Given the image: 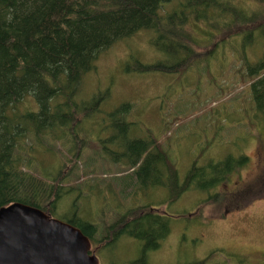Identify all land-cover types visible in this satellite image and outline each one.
Returning a JSON list of instances; mask_svg holds the SVG:
<instances>
[{
	"label": "rangeland",
	"instance_id": "374dc122",
	"mask_svg": "<svg viewBox=\"0 0 264 264\" xmlns=\"http://www.w3.org/2000/svg\"><path fill=\"white\" fill-rule=\"evenodd\" d=\"M240 5L249 13H259L254 21L242 26L234 23L230 31L223 27L209 41L206 33L215 31L200 23L195 35L198 44L190 41L192 53L171 74H138L131 66V62L144 64L164 56L150 44L152 31H138L102 51L77 88L79 101L99 94L103 98L94 114L81 118L79 127L86 131L80 134L86 137L87 146L77 162H66L72 153L63 139H47L44 149L34 152L50 174L68 172L63 181L66 194L56 203L52 217L62 221L75 217L94 224L97 232L91 250L99 264H123L138 258L142 243L129 235L113 238L104 246L105 227L136 204L164 201L169 195L155 180L150 181L149 189L137 190L136 167L126 161L112 163L99 151L100 140L111 133L106 115L125 102L131 104L126 117L134 123L131 134L143 130L151 133L170 154V164L180 178L204 146L210 148L197 161L199 165L209 159L247 156L245 165L235 168L216 189L228 193L225 203L206 199L200 204L202 193L195 190L176 201L159 204L156 211L170 215V232L157 249L147 254V263L192 264L211 255L204 264H264V127L247 120L251 80L245 66V62L264 60V6L255 0ZM165 6L164 11L170 10L174 1ZM245 30H254V43L242 39ZM215 41L225 43L224 51L216 50ZM228 43L233 47H227ZM257 119L262 120L259 116ZM37 161L33 164L38 170L42 164ZM127 182L130 185L125 187ZM184 211L200 214L201 219Z\"/></svg>",
	"mask_w": 264,
	"mask_h": 264
},
{
	"label": "trees",
	"instance_id": "16d2710c",
	"mask_svg": "<svg viewBox=\"0 0 264 264\" xmlns=\"http://www.w3.org/2000/svg\"><path fill=\"white\" fill-rule=\"evenodd\" d=\"M172 1L174 6L164 11L166 3ZM244 1L249 0H0V207L21 202L52 216L56 203L66 194L63 181L68 172L50 174L51 170L34 157V152L44 149L47 139H63L72 153L66 162H77L87 146L86 137L80 134L86 131L79 127L81 118L96 112L103 99L99 94L79 101L77 88L102 51L138 31H152L154 39L150 44L164 56L144 64L131 62V66L138 74H171L192 53L190 41L198 44L195 35L200 23L215 31L206 33L207 41L223 27L230 31L234 23L251 24L259 13L243 9L240 4ZM255 1L264 6V0ZM241 36L254 43V30H245ZM261 37L264 39V29ZM213 44L218 51L226 48L224 42ZM245 66L251 80L247 120L264 127V60L245 62ZM130 109L131 104L125 102L106 115L111 133L100 140L99 151L112 163L126 161L136 167L133 173L139 184L137 190L148 188L155 180L169 195L164 201L136 204L118 215L105 227L107 239L102 242L106 246L120 235H129L141 241V253L123 264H148L147 254L157 249L170 232V215L166 211L158 213L159 204L176 201L195 190L202 193L200 204L206 199L225 203L228 193L216 189L235 168L245 165L247 156L209 159L199 165L197 161L210 148L204 146L180 178L170 164V154L151 133L143 130L145 136L131 134L134 123L126 119ZM33 160L42 164L38 170ZM129 185L130 182L124 184ZM184 213L201 219L200 214ZM70 219L67 222L94 241V224ZM206 259L192 264H204Z\"/></svg>",
	"mask_w": 264,
	"mask_h": 264
},
{
	"label": "water",
	"instance_id": "95a60500",
	"mask_svg": "<svg viewBox=\"0 0 264 264\" xmlns=\"http://www.w3.org/2000/svg\"><path fill=\"white\" fill-rule=\"evenodd\" d=\"M0 264H99L79 227L21 202L0 207Z\"/></svg>",
	"mask_w": 264,
	"mask_h": 264
},
{
	"label": "flooded vegetation",
	"instance_id": "af4514ba",
	"mask_svg": "<svg viewBox=\"0 0 264 264\" xmlns=\"http://www.w3.org/2000/svg\"><path fill=\"white\" fill-rule=\"evenodd\" d=\"M227 211V210H226Z\"/></svg>",
	"mask_w": 264,
	"mask_h": 264
}]
</instances>
